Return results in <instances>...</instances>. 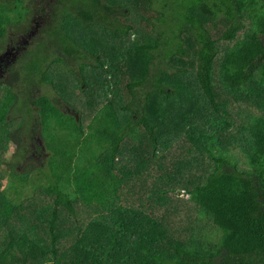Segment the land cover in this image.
<instances>
[{
  "label": "trees",
  "instance_id": "obj_1",
  "mask_svg": "<svg viewBox=\"0 0 264 264\" xmlns=\"http://www.w3.org/2000/svg\"><path fill=\"white\" fill-rule=\"evenodd\" d=\"M39 3L0 0L3 43L50 18L0 77V264H264V0Z\"/></svg>",
  "mask_w": 264,
  "mask_h": 264
},
{
  "label": "flooded vegetation",
  "instance_id": "obj_2",
  "mask_svg": "<svg viewBox=\"0 0 264 264\" xmlns=\"http://www.w3.org/2000/svg\"><path fill=\"white\" fill-rule=\"evenodd\" d=\"M44 11H42L41 14H38L39 12L37 13L34 11V17L32 18V20L36 19L35 18L36 15L42 16L44 14ZM40 18L42 19V17H40ZM48 18H45V20L47 21ZM49 20H50V18H49ZM34 24H35V26L30 25L29 30L31 31V33H28V32L24 33V32L17 31V33L10 34L8 36L6 43L1 42V46L4 47V50L0 54V77L5 75V71L3 69V66L5 63L10 64V65H12V64L15 65L16 62L18 61V58L22 57L25 51H27L28 49H31L33 47V45L35 43V40L33 38L37 36V35L36 36L34 35V31L36 30V32L40 33L39 28L41 27L36 23H34Z\"/></svg>",
  "mask_w": 264,
  "mask_h": 264
},
{
  "label": "rangeland",
  "instance_id": "obj_3",
  "mask_svg": "<svg viewBox=\"0 0 264 264\" xmlns=\"http://www.w3.org/2000/svg\"><path fill=\"white\" fill-rule=\"evenodd\" d=\"M39 1L40 0H35V6H40V3H39ZM40 17H42V19L40 18ZM35 20H34V23H36V24H38L39 26H42V25H44L45 23L44 22H46V20H45V18H48V16L46 15V10L44 11V14L41 16V15H36L35 16ZM49 20V18L47 19V21ZM20 25H18V24H15V23H13L12 25H9V29H8V31H9V33L10 34H15V33H17V28L19 27ZM9 34V35H10ZM38 34H40L39 32H36V30L34 31V35L36 36V35H38ZM1 42L2 41H0V49H4V47L3 46H1ZM0 52H2V50H0ZM28 64H26V66H27ZM75 67V66H74ZM76 69H77V71L78 70H80V66L79 65H76ZM37 85H42L41 83H37ZM38 90H39V94H46V95H48V96H50L51 98H58V96H57V93L54 91V90H52V87L51 86H47V85H42V86H38ZM12 155H13V152H9L7 155H5V157L7 158V159H10L11 157H12ZM34 161H32V163H33ZM36 162V161H35ZM35 162L33 163V164H35ZM22 165V164H21ZM27 190H28V192L29 193H31L32 194V191H31V189L28 187L27 188Z\"/></svg>",
  "mask_w": 264,
  "mask_h": 264
}]
</instances>
